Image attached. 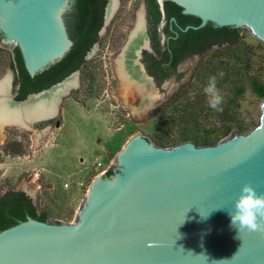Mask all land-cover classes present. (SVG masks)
Segmentation results:
<instances>
[{
  "label": "water",
  "instance_id": "obj_1",
  "mask_svg": "<svg viewBox=\"0 0 264 264\" xmlns=\"http://www.w3.org/2000/svg\"><path fill=\"white\" fill-rule=\"evenodd\" d=\"M112 1L99 34L120 3L115 0L112 10ZM158 1L164 5L167 0ZM171 1L201 19L183 31L211 22L248 28L264 43V0ZM75 2L0 0V46L13 53L18 47L26 70L35 76L73 46L66 16ZM146 29L144 46L152 50ZM96 47L97 42L86 59ZM79 74L75 70L22 100L16 98L19 85L13 92L11 81V103L24 109L77 77V85L57 94L53 112L25 120L28 129L57 117L63 99L79 86ZM261 110L260 123L248 133L234 132L213 145L186 140L165 147L135 134L108 169L93 178L73 221L28 216L1 230L0 264H264V231L239 233L229 215L245 183L264 193V99Z\"/></svg>",
  "mask_w": 264,
  "mask_h": 264
},
{
  "label": "rangeland",
  "instance_id": "obj_2",
  "mask_svg": "<svg viewBox=\"0 0 264 264\" xmlns=\"http://www.w3.org/2000/svg\"><path fill=\"white\" fill-rule=\"evenodd\" d=\"M146 4V0H120L114 16L99 35L95 51L80 69V86L63 99L56 118L35 124L41 131L48 128L46 134L38 139L36 136L41 131L36 129L5 127L4 137L0 136V194L9 189L23 190L52 219L73 221L85 199L86 185L115 160L135 134L147 135L165 147L184 142L180 140L182 132L219 133L222 134L219 141L233 137L236 127L228 135L222 133L224 112L214 113L207 106L203 89L212 77L216 78L217 88L224 97L223 107L234 96V84L245 86L229 110L236 122L250 129L260 123L263 99L251 90L246 73L255 74L264 82V43L248 28L241 29L236 45L210 49L198 56L193 65L183 67L181 81L165 84L173 89L168 98L144 113L133 112L122 98L114 55L126 43L137 10ZM146 19L147 33L150 37L151 32L152 37V23L148 16ZM163 25L160 21L157 26L159 39ZM3 58L0 51V62H5ZM9 71L14 92L18 86L14 68L8 67L0 79ZM165 85L157 86L161 96L169 90ZM133 104L142 105L141 99L136 97ZM57 120L61 121L60 127L56 126ZM166 137L174 142L160 144L159 140ZM17 143L19 154L13 152ZM99 162L103 167H99ZM82 182L85 186H80Z\"/></svg>",
  "mask_w": 264,
  "mask_h": 264
},
{
  "label": "trees",
  "instance_id": "obj_3",
  "mask_svg": "<svg viewBox=\"0 0 264 264\" xmlns=\"http://www.w3.org/2000/svg\"><path fill=\"white\" fill-rule=\"evenodd\" d=\"M107 2L108 0H76L73 11L66 16L69 32L74 40L73 46L62 59L49 65L35 76H31L26 70L18 47L15 48L13 53L9 49L0 46V51L5 57L3 58L5 62H0V74L4 73L8 67H12L17 71L16 84L19 85V89L16 98L18 100L25 99L32 92H38L50 87L80 68L85 62L87 53L99 40V32L104 24ZM146 2L148 3V17L153 28L154 46L160 52L161 44L160 39L157 37V26L162 20L161 5L158 0H146ZM164 8L167 18L171 16L177 18L175 27L179 31V35L176 39L171 38L169 40L173 46L175 55L182 54L184 56L189 52H199L202 54L215 44L219 46H231L236 45L240 41L242 28L233 26L217 27L211 22L199 29L190 28L187 31H183L182 28L188 25H198L201 19L196 15L184 13L183 8L171 0L165 2ZM166 31L168 33L172 32L169 27H166ZM165 54V59L168 58V55H171L169 52ZM152 60L153 64L159 62L154 57H152ZM175 60H173V64L176 62ZM169 73L170 71H167V76ZM246 74L251 90L258 97L264 99V82L255 74L249 72ZM244 90L245 86L243 85L234 84L232 86L234 96L230 98V102L227 103L228 105L223 107L225 122L224 131L222 132L223 135L232 133L234 127L237 128L239 133H245L247 130H251L248 126L236 122L229 110V107L235 103L236 98ZM221 135L211 132H206L203 135L200 133L191 135L182 132L180 140L186 141L191 139L197 145H213L220 140ZM159 141L160 144L174 142L168 137L160 139ZM13 152L16 154L21 153L18 143ZM112 173V170H109L107 175L110 176ZM28 216L43 221L51 218L46 210H39L38 205L23 190L9 189L3 194H0V231L26 220ZM56 221L60 222L61 220Z\"/></svg>",
  "mask_w": 264,
  "mask_h": 264
},
{
  "label": "bare ground",
  "instance_id": "obj_4",
  "mask_svg": "<svg viewBox=\"0 0 264 264\" xmlns=\"http://www.w3.org/2000/svg\"><path fill=\"white\" fill-rule=\"evenodd\" d=\"M115 0L112 1L111 8L114 10ZM146 9L140 7L135 18L131 21L128 31V39L118 54L114 55L115 71L118 78L119 89L124 102L130 106L135 114L144 113L152 105H156L162 100L155 83L143 73L139 66L138 52L146 44L145 37ZM77 77H70L64 83L51 91L48 97L38 100L29 108L20 109L12 105L10 87L12 72L10 71L4 78L0 79V136L5 135V127L17 126L27 128V121L47 115L54 111L57 94L64 90H70L77 85ZM136 97L141 99L140 106H134ZM28 129V128H27ZM31 129L35 130V127ZM45 128L37 134L39 139L47 133Z\"/></svg>",
  "mask_w": 264,
  "mask_h": 264
},
{
  "label": "flooded vegetation",
  "instance_id": "obj_5",
  "mask_svg": "<svg viewBox=\"0 0 264 264\" xmlns=\"http://www.w3.org/2000/svg\"><path fill=\"white\" fill-rule=\"evenodd\" d=\"M165 2H164V5H161L159 3L161 5V9H162V20L161 21L164 22V25L162 27V32L159 33L161 51L158 52L156 50V48L154 46L155 42L153 40V36L151 37V32H150L151 38L149 37V34L146 32L147 37L149 38V44L152 47V50H148L144 46L141 50V54L138 56V61H140L139 66L142 68V70H144L143 73L146 74L148 76V78H150V77L152 78V81L155 83L156 87L158 85L164 87L166 82L172 81V80L181 81L182 76L184 75L183 67H185L186 65H191V64L193 65L194 62L198 59V56L200 57V55L205 53L204 52L201 54L199 52H192V53L189 52L184 56L182 54L175 55V53L173 51V46L170 44L169 40L171 38L176 39L179 35V31H177V28L175 27V25L177 23V18L175 16H171L170 18L166 17L165 8H164ZM147 4L144 5L145 9H146V16H148ZM146 25H147V21H146ZM166 27H169V29H171L172 32L168 33L166 31ZM124 45H125V43H124ZM215 47H219V45L215 44L210 49H213ZM166 52H169L171 54L170 56L168 55L167 59H165V55H166L165 53ZM152 57L156 58V61H159V62H156L153 64L152 63L153 62ZM175 58H176V60H175ZM85 60H86V56H85ZM173 60L176 61L174 64H173ZM82 65L80 66L79 70L81 69ZM167 71H170L168 76L166 74ZM79 86H80V79H79ZM76 89H74V90H76ZM57 121H56V123H57Z\"/></svg>",
  "mask_w": 264,
  "mask_h": 264
},
{
  "label": "clouds",
  "instance_id": "obj_6",
  "mask_svg": "<svg viewBox=\"0 0 264 264\" xmlns=\"http://www.w3.org/2000/svg\"><path fill=\"white\" fill-rule=\"evenodd\" d=\"M203 92L208 108L214 113H222L225 101L217 88L215 77L210 78ZM229 215L231 226L235 227L239 233L243 229L249 232L264 231V193L258 194L251 184L245 183Z\"/></svg>",
  "mask_w": 264,
  "mask_h": 264
},
{
  "label": "built area",
  "instance_id": "obj_7",
  "mask_svg": "<svg viewBox=\"0 0 264 264\" xmlns=\"http://www.w3.org/2000/svg\"><path fill=\"white\" fill-rule=\"evenodd\" d=\"M109 165H110V164H109ZM109 165H107V166H105L104 168H102V170H101L100 172H98L96 175H98L99 173L105 172V171L108 169ZM99 167H103V164H102L101 162H99ZM96 175H95V176H96ZM65 185L68 187V186H69V183L67 182ZM80 186H85V183H83V182L80 183ZM86 187H87V189H88L89 185H86Z\"/></svg>",
  "mask_w": 264,
  "mask_h": 264
}]
</instances>
